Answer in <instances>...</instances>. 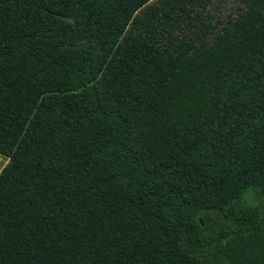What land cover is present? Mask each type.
Here are the masks:
<instances>
[{
    "label": "trees",
    "instance_id": "1",
    "mask_svg": "<svg viewBox=\"0 0 264 264\" xmlns=\"http://www.w3.org/2000/svg\"><path fill=\"white\" fill-rule=\"evenodd\" d=\"M0 0V264H264V0Z\"/></svg>",
    "mask_w": 264,
    "mask_h": 264
},
{
    "label": "rangeland",
    "instance_id": "2",
    "mask_svg": "<svg viewBox=\"0 0 264 264\" xmlns=\"http://www.w3.org/2000/svg\"><path fill=\"white\" fill-rule=\"evenodd\" d=\"M235 5V0H225V3L222 4L221 8L217 11V16L222 18L227 14L233 11ZM5 157L0 156V164L4 162Z\"/></svg>",
    "mask_w": 264,
    "mask_h": 264
},
{
    "label": "crops",
    "instance_id": "3",
    "mask_svg": "<svg viewBox=\"0 0 264 264\" xmlns=\"http://www.w3.org/2000/svg\"><path fill=\"white\" fill-rule=\"evenodd\" d=\"M2 157H4V156H2ZM3 160H4V162L2 164H0V172H1L2 168L4 167V165L8 162V158L5 157Z\"/></svg>",
    "mask_w": 264,
    "mask_h": 264
}]
</instances>
